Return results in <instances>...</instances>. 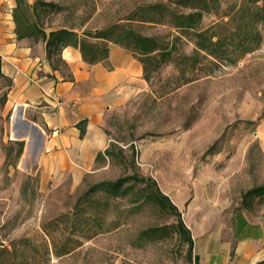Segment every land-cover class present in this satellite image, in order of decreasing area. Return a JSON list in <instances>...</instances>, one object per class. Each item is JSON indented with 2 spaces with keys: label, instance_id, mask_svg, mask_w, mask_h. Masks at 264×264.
I'll return each mask as SVG.
<instances>
[{
  "label": "rangeland",
  "instance_id": "1",
  "mask_svg": "<svg viewBox=\"0 0 264 264\" xmlns=\"http://www.w3.org/2000/svg\"><path fill=\"white\" fill-rule=\"evenodd\" d=\"M46 1L69 8L51 16L52 26L71 27L90 14L83 29L95 30L139 6L172 0ZM236 1L219 0L221 13ZM218 15H206L201 27ZM139 31L165 40L174 34L168 24L142 25ZM262 35L260 45L238 62L219 65L186 84L177 79L173 64L152 73L149 82L142 73L134 93L109 111V142L97 159V171L74 186L65 176L40 181L32 159H26L28 139L16 158L14 143L26 130L6 105L10 81L0 73V245L10 248L23 238L42 245L41 225L71 211L88 187L137 174L152 178L177 207L193 241L190 251L168 227L176 219L167 210L133 202L143 186L137 184L134 193L110 200L99 234L61 257L34 253L32 264H192L197 249L218 264L263 262L264 196L244 198L264 186V29ZM179 48L188 55L193 45L182 40ZM243 239H257L244 257L236 251Z\"/></svg>",
  "mask_w": 264,
  "mask_h": 264
},
{
  "label": "trees",
  "instance_id": "2",
  "mask_svg": "<svg viewBox=\"0 0 264 264\" xmlns=\"http://www.w3.org/2000/svg\"><path fill=\"white\" fill-rule=\"evenodd\" d=\"M13 1L11 15L16 38L44 43L45 59L53 70L66 68L61 53L67 47L77 49L82 61L89 65L107 60L111 47H119L141 65L146 82L150 81L152 73L173 64L179 70L177 79L186 84L198 79L201 74L208 75L219 65L238 62L255 50L263 38L264 0H237L222 13L219 0H172L166 4H147L139 6L124 19L95 30L83 29L90 14L71 27L52 26L51 16L69 11L62 4L46 0ZM209 14L219 15L215 22L202 28V20ZM151 24H168L174 34L165 40L143 35L139 31L142 25ZM182 40L193 45L188 55L179 52ZM1 64L0 57V73L3 75ZM14 145L17 146L16 158H19L23 141H16ZM137 184L143 186L133 202L140 199L167 210L176 219V224L168 227L183 237L190 251L193 241L177 207L159 190L152 178L132 174L88 187L77 198L71 211L41 225L42 245H35L26 238L12 242L10 248L0 245V264H32L34 253L40 257L48 253L55 257L69 254L83 241L92 239L103 230V212L110 200L134 193ZM263 196L264 186L244 194V198L249 200ZM17 245L21 248L19 253Z\"/></svg>",
  "mask_w": 264,
  "mask_h": 264
},
{
  "label": "crops",
  "instance_id": "3",
  "mask_svg": "<svg viewBox=\"0 0 264 264\" xmlns=\"http://www.w3.org/2000/svg\"><path fill=\"white\" fill-rule=\"evenodd\" d=\"M13 7V0H0L1 71L10 81L6 105L26 130L21 137L28 139L26 159H32L40 181L55 182L65 176L77 185L97 171V159L109 142V111L134 93L135 83L140 86L141 65L119 47H111L107 60L94 65L84 63L77 49L67 47L61 53L66 68L53 70L45 59L44 43L16 38ZM256 241H239L238 255L244 257ZM192 264L218 263L197 249Z\"/></svg>",
  "mask_w": 264,
  "mask_h": 264
}]
</instances>
